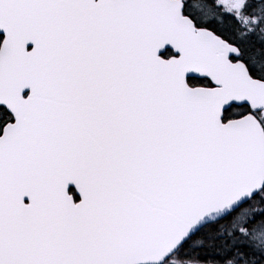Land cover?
<instances>
[{"label": "snow or ice", "instance_id": "snow-or-ice-1", "mask_svg": "<svg viewBox=\"0 0 264 264\" xmlns=\"http://www.w3.org/2000/svg\"><path fill=\"white\" fill-rule=\"evenodd\" d=\"M0 264H264V0H0Z\"/></svg>", "mask_w": 264, "mask_h": 264}]
</instances>
